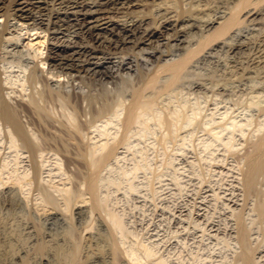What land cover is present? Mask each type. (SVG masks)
Instances as JSON below:
<instances>
[{
	"label": "rangeland",
	"instance_id": "obj_1",
	"mask_svg": "<svg viewBox=\"0 0 264 264\" xmlns=\"http://www.w3.org/2000/svg\"><path fill=\"white\" fill-rule=\"evenodd\" d=\"M10 1L4 0V7ZM250 1L245 7L244 0H182L178 15L187 30L186 46L162 41L160 62L138 58L133 71H122L120 85L127 87H53L77 92L81 100L86 96L73 115L84 128L80 144L116 146L114 155L96 169L91 162L104 151L94 156L78 151L77 140L61 129L74 111L70 105L48 102L47 124L29 125L45 147L35 159L9 151L8 141L0 136V264H244L245 253L250 257L245 264H264V171L250 186L245 180L249 162L264 156V148L254 146L264 138V71L252 64L264 61V54L257 53L264 48V0ZM253 8L261 19L243 20ZM236 13L241 18L232 29L234 36L206 46L201 18L223 15L216 27ZM9 25L0 68L3 78L16 82L4 93L17 104L28 100L20 94L30 93L31 87L21 91L20 86L34 63L11 39L18 23ZM74 34L69 29L60 36L72 39ZM235 42L244 45L237 56L229 48ZM127 46L125 53L135 56L132 44ZM191 49L197 53L176 77L162 69ZM150 78L154 84L143 87L141 94L148 104L128 128L123 123L126 107L137 86ZM102 91L110 98L122 92L125 101L117 116L96 115L101 101L91 104L87 97ZM24 117L29 121L32 116ZM90 180L96 184L95 194ZM67 191H72L70 202ZM82 197L86 202L80 205Z\"/></svg>",
	"mask_w": 264,
	"mask_h": 264
},
{
	"label": "bare ground",
	"instance_id": "obj_2",
	"mask_svg": "<svg viewBox=\"0 0 264 264\" xmlns=\"http://www.w3.org/2000/svg\"><path fill=\"white\" fill-rule=\"evenodd\" d=\"M181 1L182 0H36L33 2V0H11L8 8V6L4 7V0H0V24L2 22V27L0 28V49L5 42V35L10 29L9 24L16 20L19 25L18 32H16L11 39L23 48V55L31 58L34 63L28 71L25 82H23L22 85L20 84V87H23L21 91H27L24 87H31L30 93H25L24 95L20 94L21 97L23 96L22 99L27 96L28 100L27 102L19 101L17 104L9 102L6 98L7 94L5 95L4 93L5 87H12L16 82H13V80L9 78H3L0 68V136L3 135L2 138L8 141L9 145H6L5 148L7 149L8 147L9 151L13 149V151L16 150L17 152H26L30 154L29 156H32L33 159H35L38 154L44 152L43 150L45 147H42L44 144L40 145L41 143L36 141L38 137L35 138L37 135L35 136V133L32 132V128L29 125H40V127H43L44 124H47L48 121L46 122V116L50 114L48 112L50 110L47 109L49 108L47 107V103L51 101L59 102V104L61 103V105L65 107L68 105L73 107L74 111L72 110L73 113L71 112V115H69L71 120L67 118L68 120L61 124V129L64 128L65 134L69 135L74 140H77L78 136L81 137L84 129L83 124L76 122L74 118L76 117L75 114H77L76 111L81 109V101L84 100L86 96L83 98V95H81V100L79 97L80 95H76L77 92L75 94L74 92L73 94H68L63 91V89L59 90V88L55 89L53 87H68L70 83L72 87H78L77 85L79 83H85L88 87H110L108 84H111V87H127L128 84H124V86H122V84L120 85L121 82H124L123 79H121L124 75L122 71H127L126 73L131 70L133 71V62L135 60L137 61L138 58H144L146 61L158 60L160 62L162 56L157 49L161 47V45L163 47L161 43L164 42L162 41H167L165 44L174 42L175 45L179 46H184V44L187 43L188 39L185 34L187 31L184 26L185 23L182 25L183 17L179 18L178 15L180 5L183 3ZM241 3L242 2H240V4ZM240 4L236 6L241 7L242 4ZM248 4L250 5L251 1L244 0L243 5L246 7ZM157 10L160 12L162 11L161 15L157 16L159 13L155 15L154 12H157ZM252 10H254V12ZM244 15L245 17L243 20L246 19L252 23H255V21L258 22V20L261 19L259 18L260 12L256 10V8L247 10ZM222 16L223 15H221V17ZM150 17L153 18L151 22L149 21ZM221 17L211 18L209 15L207 19L201 18L199 29L203 32V38H207L206 46L214 42L213 46H217L219 42L216 41L233 32L232 29L234 28V24H237L241 18L240 13H236L228 19L226 18L223 22H220V26L215 27L219 19H222ZM69 29H74L75 32V36L72 39L64 38L63 35L60 36L63 31ZM232 36L234 35L232 34ZM188 42L190 44V41ZM128 44H132L133 48L136 50L135 56L125 53ZM189 44H187V46ZM229 45L230 51L234 56L244 50V45H242L241 42L230 43ZM173 47L174 46H172V48ZM197 50H188L183 58L162 69L172 71L171 73L176 77L177 74L184 69L188 61L197 53ZM199 52L200 51H198V53ZM260 52L264 54V48L260 47L257 53ZM257 57H261V55ZM133 58L136 59L133 60ZM263 63V60H259L252 64H255L254 66H258L264 71ZM74 71L75 74L73 75ZM244 72H246V70ZM76 74L78 75L76 76ZM152 78L143 80L142 83L137 86V89L135 91L133 90V97L126 107L127 111L123 119V123L126 127L129 128V126L136 121L138 114H140L139 112L148 104V100L144 101L143 95L141 94H143L142 91L146 86L152 85L154 81ZM53 82H56L59 86H56ZM38 87L41 88L38 89ZM107 90L109 91V89ZM121 93L122 92H120V94L118 93L119 95L117 94L116 98H110L106 95L107 91L106 94L105 91L104 94L102 91L100 94L94 95L93 93L92 95L90 94L91 96L88 95L89 97H87V100L91 104L95 101H101L99 107L96 109V115L100 116L110 112L112 116H117L119 114V108H122L125 101ZM62 109H64V107ZM73 115H75V117ZM24 116L27 118L29 116L32 117L31 120L29 119V121H27ZM51 122H49V124ZM59 123L61 122L59 121ZM34 128L35 127H33V130ZM259 139L260 140L254 145L258 150L264 148V138L261 136ZM43 140H46L45 137ZM77 143L75 148L88 155H95L98 152L104 151L105 154L101 156V158L95 161H92V159V162L90 161V167H94L95 169L98 165H101L103 161L113 156L116 150V146L108 145L107 143L100 144L99 147L86 145L84 143L80 144L81 142L79 143L78 140ZM3 144H1V146L4 147ZM65 144L68 143L65 142ZM68 146H70V144ZM259 153L261 155V152ZM83 158L85 157L83 156ZM263 158L262 156H259V158L253 157L251 164L249 162V170L245 173L247 174V179L245 180L248 186L256 179L255 177H257V174L264 171ZM27 175L28 173H26L24 177L27 178ZM88 183L90 192L95 194V182L90 180ZM64 191H66L65 188ZM71 192L72 191L66 192V196H69L67 198L69 202L71 201ZM84 202H86V199L83 197L80 198V205ZM118 219L114 216V221H112L115 226L120 228L121 221ZM244 240H246L245 237ZM45 248L46 246L44 245L39 247L40 250H44ZM59 250L62 252L64 247H59L58 251ZM148 250L146 249L147 254L149 253ZM130 254H132V252ZM133 254L136 255L134 252ZM244 257H246V259L244 258L246 262L243 263H249L247 261L249 255L245 253ZM138 260L139 259H137V261ZM158 264L164 263L161 262Z\"/></svg>",
	"mask_w": 264,
	"mask_h": 264
}]
</instances>
